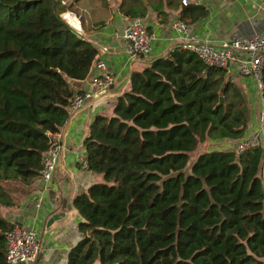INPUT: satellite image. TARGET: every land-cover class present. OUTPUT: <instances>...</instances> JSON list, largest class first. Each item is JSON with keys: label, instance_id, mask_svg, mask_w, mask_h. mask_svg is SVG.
Instances as JSON below:
<instances>
[{"label": "trees", "instance_id": "1", "mask_svg": "<svg viewBox=\"0 0 264 264\" xmlns=\"http://www.w3.org/2000/svg\"><path fill=\"white\" fill-rule=\"evenodd\" d=\"M64 9L60 0H0V182L37 175L77 91L71 79L95 56ZM261 79L264 104V64ZM249 116L226 68L180 46L131 70L83 138L85 167L101 180L73 196L82 219L66 264H264V129L262 143L220 144L184 170L198 141L240 138ZM9 225L0 217V264Z\"/></svg>", "mask_w": 264, "mask_h": 264}, {"label": "crops", "instance_id": "2", "mask_svg": "<svg viewBox=\"0 0 264 264\" xmlns=\"http://www.w3.org/2000/svg\"><path fill=\"white\" fill-rule=\"evenodd\" d=\"M127 4L131 10H143L139 17L153 36L149 52L144 55L131 56L128 41L120 36L131 17L121 11ZM61 16L77 35L95 46V57L104 60L115 82L102 95L93 96L91 105L67 112L52 134L63 146L46 185L38 176L26 183L0 182L4 191L0 217L9 224L18 222L32 226L37 232L40 250L29 264H66L67 252L79 238L77 224L82 219L73 205V196L90 183L101 180L100 174L75 160L77 154L84 155L82 141L88 125L96 113L111 112L115 97L127 88L131 70L140 69L150 58L179 46L182 36L171 27V20L181 19L199 41L217 47L232 37L244 38L253 32H263L264 0H188L186 4L180 0H66ZM92 74L89 68L82 78L71 79L74 89L85 88ZM226 74L240 88L250 106L245 135L256 126L255 114L263 106V96L257 93L253 77L239 74L235 59L227 65ZM234 140L225 138L211 142L222 145ZM54 212L62 214L48 223V217Z\"/></svg>", "mask_w": 264, "mask_h": 264}, {"label": "built area", "instance_id": "3", "mask_svg": "<svg viewBox=\"0 0 264 264\" xmlns=\"http://www.w3.org/2000/svg\"><path fill=\"white\" fill-rule=\"evenodd\" d=\"M180 2L186 4L188 0H180ZM170 25L182 36L179 46L196 54L203 64L226 68L229 62L235 59L239 74L253 77L255 89L261 95V69L264 64V31L253 32L244 38L232 37L222 41L219 46L213 47L204 41H199L190 31L187 23L181 19H172ZM120 36L128 41L131 56L144 55L149 52L153 36L147 30L141 17H130L122 28ZM89 68L93 70V74L89 78L85 88L73 92L67 104V112H74L91 105L93 96L102 95L114 84V74L106 68L103 59L94 56ZM263 129L264 112L263 109H260L256 116V126L249 133L235 139L233 143L223 142L222 147L224 146V149L243 151L252 145L262 143ZM62 146V143L51 135L48 146L41 153L40 165L36 176L40 178L44 185L51 178L58 153ZM75 160L85 165L84 155L77 154ZM35 205L38 206V202H35ZM3 234V264H29L33 261L40 250V242L34 227L12 222Z\"/></svg>", "mask_w": 264, "mask_h": 264}, {"label": "rangeland", "instance_id": "4", "mask_svg": "<svg viewBox=\"0 0 264 264\" xmlns=\"http://www.w3.org/2000/svg\"><path fill=\"white\" fill-rule=\"evenodd\" d=\"M62 1H63L64 5H65L66 0H61V3H62ZM261 109H263V112H264V104H263ZM255 115L257 116V114H255ZM211 141H212L211 139H208L206 137L202 141H198V143L196 144L194 149L188 152V160H187L186 165L184 167L185 171H188L191 162L194 160V158L196 157V155L199 152H202V151H204L206 149H209V148H215V146L216 147L220 146V143H212Z\"/></svg>", "mask_w": 264, "mask_h": 264}, {"label": "water", "instance_id": "5", "mask_svg": "<svg viewBox=\"0 0 264 264\" xmlns=\"http://www.w3.org/2000/svg\"><path fill=\"white\" fill-rule=\"evenodd\" d=\"M220 100H221V98H220ZM62 214V212H54V213H52L49 217H48V223L52 220V219H54V218H57L59 215H61Z\"/></svg>", "mask_w": 264, "mask_h": 264}]
</instances>
